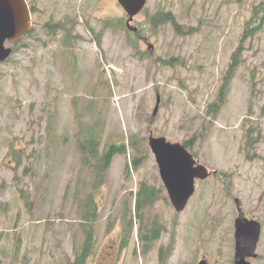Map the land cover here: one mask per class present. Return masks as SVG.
<instances>
[{
    "label": "rangeland",
    "instance_id": "obj_1",
    "mask_svg": "<svg viewBox=\"0 0 264 264\" xmlns=\"http://www.w3.org/2000/svg\"><path fill=\"white\" fill-rule=\"evenodd\" d=\"M261 1L148 0L149 14L173 13L183 34L173 25L152 28L142 13L133 22L141 39L122 28L102 31L110 19L126 22L116 0L31 1V35L0 64V264L74 260L85 248L78 201L90 194L98 222L85 264H199L204 256L231 264L235 198L262 223L261 256L252 264H264V27L244 42L226 103L207 114ZM64 23H74L72 35L61 30ZM67 41L77 46L75 58ZM68 58L70 69L63 68ZM76 121L100 125L101 151L107 143L126 145L97 190L80 165L76 141L85 138L74 134ZM150 135L181 144L193 138L198 160L218 172L197 183L181 214L163 189ZM22 137L25 166L8 167L2 158ZM143 182L161 191L141 211L144 228L161 229L149 247L135 212ZM167 245L173 251L161 260Z\"/></svg>",
    "mask_w": 264,
    "mask_h": 264
},
{
    "label": "water",
    "instance_id": "obj_2",
    "mask_svg": "<svg viewBox=\"0 0 264 264\" xmlns=\"http://www.w3.org/2000/svg\"><path fill=\"white\" fill-rule=\"evenodd\" d=\"M129 14L130 21L146 5L147 0H118ZM30 27V14L23 0H0V61L11 53L4 43L14 40ZM131 30L136 31L129 25ZM160 103L154 111L156 115ZM150 148L159 165L160 176L174 210L180 213L185 210L195 192L196 180H205L211 172L187 151L181 143L168 142L165 137L149 138ZM216 173V171H214ZM238 216L235 219V257L234 264H250L248 258L256 257L262 227L255 219H248L242 212L239 200ZM199 264H207L201 261Z\"/></svg>",
    "mask_w": 264,
    "mask_h": 264
},
{
    "label": "trees",
    "instance_id": "obj_3",
    "mask_svg": "<svg viewBox=\"0 0 264 264\" xmlns=\"http://www.w3.org/2000/svg\"><path fill=\"white\" fill-rule=\"evenodd\" d=\"M149 23L153 28H160L165 25H173L176 32L183 34L182 28L176 20L175 16L171 12L159 11L155 14L149 16ZM264 27V0L259 4L255 5L252 9V14L249 20L244 24V31L242 38L240 40V45L236 52L232 55V61L229 65L224 78L223 84L217 94L213 103L209 104L207 108V114L210 113L216 114L219 109L225 104L227 96L230 91L231 83L236 76L237 70L241 61H239L240 53L244 47V42L248 39L253 38L258 32H260ZM82 134H85L86 138L81 142L82 154H83V166L89 168L92 174V185L95 190L98 189L100 184L103 183L105 175L107 174L114 157L117 154H121L125 150V144L113 143L108 148L101 152L100 150V132H89L81 131ZM97 133V135H96ZM132 141L134 138L132 137ZM185 146L188 149H192V141H185ZM137 160H134V165L136 166ZM159 192L155 191L154 188L143 184L139 191V198L137 199V210H144V208L151 206L159 198ZM79 209L81 216L83 217L81 223V229L84 234V242L82 247H85L81 253L76 255V258L73 262L68 261L67 264H84L87 256H89L91 249L95 243V225L98 222L97 219V203L94 199V195L90 194L86 200H81L79 204ZM150 235L143 237V240L153 241L158 237L160 229L156 230L154 233V227L151 228ZM172 249V246H171ZM163 254V253H162Z\"/></svg>",
    "mask_w": 264,
    "mask_h": 264
},
{
    "label": "flooded vegetation",
    "instance_id": "obj_4",
    "mask_svg": "<svg viewBox=\"0 0 264 264\" xmlns=\"http://www.w3.org/2000/svg\"><path fill=\"white\" fill-rule=\"evenodd\" d=\"M27 3L30 5V8L34 9V6L31 5V1L32 0H26ZM40 4L44 5L45 4V0H39ZM75 26H74V23H70L69 26H67L65 23L62 25L61 27V30L64 32V34L66 36L68 35H72L73 33V30H74ZM29 35L28 34H25L24 36H22V38L16 42V43H13L11 41H7L6 43L9 44V45H12L14 46V49H17V46L19 45H22V43L24 42L25 38L28 37ZM69 42V41H67ZM6 99L5 97L2 96V94H0V103H3L5 102ZM24 139L23 137L20 138V140L18 141L17 145L16 146H13L12 143H10V147H9V150L8 152L6 153V155L2 158V161L4 162L5 165H7L8 167H11V168H16L18 166H22L24 165L25 166V163H26V155H25V151H24ZM241 209H242V212L244 213V215L248 218V219H257L259 220V218H255V217H249L250 214H247L246 211H244V208L242 207V203H241ZM236 219V218H235ZM235 221V220H234ZM260 221V220H259ZM262 224V223H261ZM260 242H261V239L258 243V247H260ZM234 251H235V247H234V243L232 245ZM258 250V248H257ZM256 250V257L254 258H248V262L250 264H252L253 261L257 260L261 255L257 252ZM203 258H206L205 256ZM209 260V259H208ZM210 261V260H209ZM209 264H212L211 262H209ZM231 264H234V253H233V258H232V261H231Z\"/></svg>",
    "mask_w": 264,
    "mask_h": 264
}]
</instances>
